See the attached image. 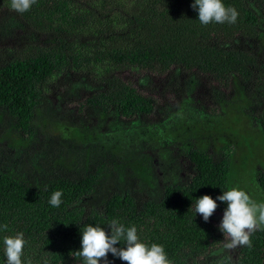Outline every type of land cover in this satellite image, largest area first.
Wrapping results in <instances>:
<instances>
[{
    "label": "trees",
    "instance_id": "obj_1",
    "mask_svg": "<svg viewBox=\"0 0 264 264\" xmlns=\"http://www.w3.org/2000/svg\"><path fill=\"white\" fill-rule=\"evenodd\" d=\"M193 3L37 0L21 14L0 0V225H8L0 231V264H6L4 237L17 233L27 241L24 264H84L76 254L84 227L110 232L112 220L135 226L149 246L162 245L172 264H264V229L252 234L251 248L232 253L221 249L224 234L213 220L226 203L217 201L208 222L195 213L197 198L215 199L229 188L227 148L184 142L176 150L166 142L173 147L165 155L181 154L187 170L151 187L131 165L144 146L120 156L92 137L102 123L128 127L161 112L151 91L121 75L126 69L183 74L186 96L194 89L191 78L198 86L202 75L209 77L208 115H221L237 87L251 99L244 111L264 135V0H223L239 13L234 24L202 25ZM66 103L74 106L65 109ZM40 111L79 127L85 139L43 133L36 124ZM256 180L264 192V167ZM58 190L62 203L53 207L49 200ZM108 261L127 264L111 253Z\"/></svg>",
    "mask_w": 264,
    "mask_h": 264
},
{
    "label": "rangeland",
    "instance_id": "obj_2",
    "mask_svg": "<svg viewBox=\"0 0 264 264\" xmlns=\"http://www.w3.org/2000/svg\"><path fill=\"white\" fill-rule=\"evenodd\" d=\"M121 75L145 92L151 91L158 101L161 112H155L152 117L145 119L144 123L138 122L128 127L113 121L106 126L102 123L100 131L97 130L99 132L92 136L99 146L120 156L136 145L144 146L143 155L131 165L135 175L141 177L151 187L156 186L155 183L159 179H177L179 174L181 175V169L183 172L187 170V164L180 161L181 154L179 156L172 149L165 155L168 148L173 147L172 145L166 147V142L174 144L176 150V145H182L184 142L211 151L227 148L231 161L228 190L238 186L257 203H264V192L256 180L257 170L264 167V135L260 126L244 111L251 101L248 95L236 87L231 100L224 103L223 113L208 115L205 109L213 103L212 91L209 90L212 85H208L211 79L205 75L200 77L198 86L194 84L197 83L196 79L191 78L194 89L187 96L180 93L184 85L183 74H173L172 78H169L166 74L150 76L126 69L121 71ZM211 83L216 85L214 82ZM65 105L63 106L65 109L74 106L68 103ZM36 124L45 134H59L77 141L85 139V133L79 127L58 118H51L45 115V112H39ZM19 139L17 135H13L15 144L21 143ZM153 150L159 156L154 161L157 177H153L151 172L153 168L150 165V158L154 154ZM174 154L179 157L173 159ZM222 216V212H217L213 216L217 225L220 224ZM227 239L223 236L222 250H225L223 244ZM237 249L229 251L234 253Z\"/></svg>",
    "mask_w": 264,
    "mask_h": 264
},
{
    "label": "clouds",
    "instance_id": "obj_3",
    "mask_svg": "<svg viewBox=\"0 0 264 264\" xmlns=\"http://www.w3.org/2000/svg\"><path fill=\"white\" fill-rule=\"evenodd\" d=\"M36 3L37 0H10V7L11 10L23 14ZM191 7L198 11V19L202 25L212 22L234 24L239 16L237 10L225 6L223 0H194ZM62 195V191H54L49 203L53 207H59ZM217 201L227 205L218 225L224 237L228 238L223 248L225 250L241 246L251 248L252 234L264 229V203H257L245 190L237 186L223 191V194L215 199L210 195L197 198L195 213L200 214L203 220L208 222L219 206ZM107 226L110 232L100 225L84 227L81 232V248L76 251V254L83 258L84 264H100L101 260L104 264H109V253L127 264H172L162 245L153 243L149 246L141 241L135 226L125 228L117 220H112ZM7 228V224L0 225V231H6ZM3 242L6 264H24L22 256L27 243L24 234L5 236ZM118 243L124 246L116 247ZM27 264H31V261ZM44 264H49L47 259L44 260Z\"/></svg>",
    "mask_w": 264,
    "mask_h": 264
}]
</instances>
